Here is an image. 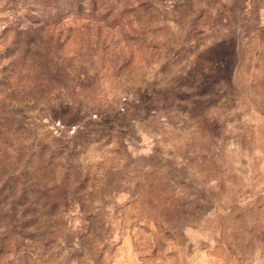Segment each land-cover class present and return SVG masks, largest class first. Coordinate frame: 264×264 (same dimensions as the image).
<instances>
[{"label":"rangeland","instance_id":"obj_1","mask_svg":"<svg viewBox=\"0 0 264 264\" xmlns=\"http://www.w3.org/2000/svg\"><path fill=\"white\" fill-rule=\"evenodd\" d=\"M0 264H264V0H0Z\"/></svg>","mask_w":264,"mask_h":264}]
</instances>
